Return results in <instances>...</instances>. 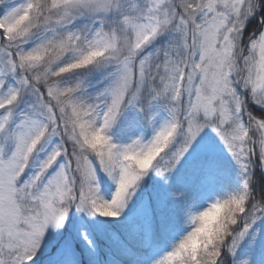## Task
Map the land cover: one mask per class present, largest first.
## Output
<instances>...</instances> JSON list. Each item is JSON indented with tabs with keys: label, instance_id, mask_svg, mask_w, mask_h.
I'll return each instance as SVG.
<instances>
[{
	"label": "snow or ice",
	"instance_id": "1",
	"mask_svg": "<svg viewBox=\"0 0 264 264\" xmlns=\"http://www.w3.org/2000/svg\"><path fill=\"white\" fill-rule=\"evenodd\" d=\"M0 264H264V0H0Z\"/></svg>",
	"mask_w": 264,
	"mask_h": 264
},
{
	"label": "clouds",
	"instance_id": "2",
	"mask_svg": "<svg viewBox=\"0 0 264 264\" xmlns=\"http://www.w3.org/2000/svg\"><path fill=\"white\" fill-rule=\"evenodd\" d=\"M219 215V210H211L210 212L206 213L205 216L202 218L203 221V231L206 234L211 233L212 225L214 224L216 217Z\"/></svg>",
	"mask_w": 264,
	"mask_h": 264
}]
</instances>
